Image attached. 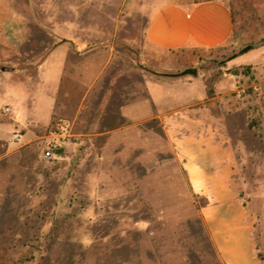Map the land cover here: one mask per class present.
<instances>
[{
    "label": "rangeland",
    "instance_id": "374dc122",
    "mask_svg": "<svg viewBox=\"0 0 264 264\" xmlns=\"http://www.w3.org/2000/svg\"><path fill=\"white\" fill-rule=\"evenodd\" d=\"M222 1L233 16L227 43L168 51L145 36L161 0H0V264H220L201 196L163 122L147 115L149 80L195 81L206 95L214 76L205 98L264 256V0ZM54 53L65 57L58 80L43 76ZM187 68L196 74L171 76Z\"/></svg>",
    "mask_w": 264,
    "mask_h": 264
},
{
    "label": "crops",
    "instance_id": "0c3cea01",
    "mask_svg": "<svg viewBox=\"0 0 264 264\" xmlns=\"http://www.w3.org/2000/svg\"><path fill=\"white\" fill-rule=\"evenodd\" d=\"M53 32L57 33L55 28ZM232 32V13L222 0H202L188 7L173 0H161L147 11V41L168 51L183 48L210 51L227 43ZM64 60L57 53L48 56L43 63V76L58 80ZM194 82L180 83L179 87L175 83L149 80L147 115L161 119L189 189L208 201L198 212L220 264H264L253 218L233 180L236 167L233 148L205 93L193 92ZM183 89L189 91L188 95H184ZM126 108H121L124 116L128 114Z\"/></svg>",
    "mask_w": 264,
    "mask_h": 264
},
{
    "label": "built area",
    "instance_id": "2783aa9c",
    "mask_svg": "<svg viewBox=\"0 0 264 264\" xmlns=\"http://www.w3.org/2000/svg\"><path fill=\"white\" fill-rule=\"evenodd\" d=\"M2 111H4V112H10L11 111V107H9V106H5L3 109H2ZM64 132V127L62 126V125H59L58 127H56V129L55 130H52L50 133H49V135H50V137H55L56 135H59L60 133H63ZM18 133L17 132H13L12 133V135H11V137H10V141H14V140H16V139H18ZM54 146V144L51 142V141H49V143L44 147V149H43V155L45 156V157H51L52 156V147Z\"/></svg>",
    "mask_w": 264,
    "mask_h": 264
},
{
    "label": "trees",
    "instance_id": "16d2710c",
    "mask_svg": "<svg viewBox=\"0 0 264 264\" xmlns=\"http://www.w3.org/2000/svg\"><path fill=\"white\" fill-rule=\"evenodd\" d=\"M233 18V16H232ZM251 48L250 45H246L243 49H241L239 52L243 53ZM217 80V76L210 77L205 81V86H206V95L208 98H211L214 96V90H213V84ZM208 201L203 198L199 197V203H197V208H200L201 206L205 205Z\"/></svg>",
    "mask_w": 264,
    "mask_h": 264
},
{
    "label": "water",
    "instance_id": "95a60500",
    "mask_svg": "<svg viewBox=\"0 0 264 264\" xmlns=\"http://www.w3.org/2000/svg\"><path fill=\"white\" fill-rule=\"evenodd\" d=\"M195 75L196 74V68H187V69H184L183 71L181 72H178V73H173L171 74V76L175 77V76H181V75Z\"/></svg>",
    "mask_w": 264,
    "mask_h": 264
}]
</instances>
